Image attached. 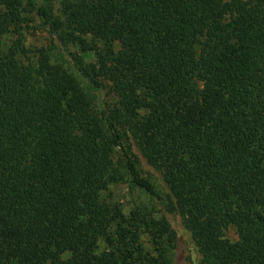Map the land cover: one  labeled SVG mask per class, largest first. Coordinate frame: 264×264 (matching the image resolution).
I'll use <instances>...</instances> for the list:
<instances>
[{"label":"trees","instance_id":"trees-1","mask_svg":"<svg viewBox=\"0 0 264 264\" xmlns=\"http://www.w3.org/2000/svg\"><path fill=\"white\" fill-rule=\"evenodd\" d=\"M132 148L200 264H264V0H0V264H174L165 216L104 195H155Z\"/></svg>","mask_w":264,"mask_h":264},{"label":"rangeland","instance_id":"rangeland-1","mask_svg":"<svg viewBox=\"0 0 264 264\" xmlns=\"http://www.w3.org/2000/svg\"><path fill=\"white\" fill-rule=\"evenodd\" d=\"M54 11L57 14L56 7ZM25 37L26 45H30L31 47H47L50 44V37L39 24H33L26 31ZM102 96L106 97L105 90L102 91ZM132 152L137 156V166L140 175L147 177L152 182L154 190L156 191L155 195L145 194L140 190L132 189L126 175L123 180L109 185L104 195L111 201L121 204L125 213H128L136 204H146L155 211L156 215L165 216L177 234L174 264H200L201 255L190 231L182 224L180 216L174 211H171L172 197L161 174L150 167L135 148H132ZM119 154V152H115L113 157L115 162L121 158ZM225 236L231 240L237 239V234L232 227L225 230ZM103 247V244L100 243L99 249Z\"/></svg>","mask_w":264,"mask_h":264}]
</instances>
